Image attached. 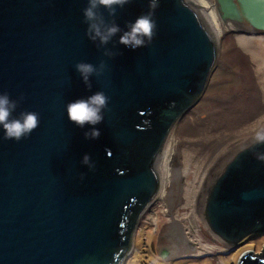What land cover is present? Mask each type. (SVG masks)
Returning <instances> with one entry per match:
<instances>
[{"label": "water", "instance_id": "water-1", "mask_svg": "<svg viewBox=\"0 0 264 264\" xmlns=\"http://www.w3.org/2000/svg\"><path fill=\"white\" fill-rule=\"evenodd\" d=\"M217 1L222 19L241 33L264 34V0ZM148 2L118 8L116 22L124 28ZM86 4L0 0V92L23 96L13 116L28 110L40 117L20 141L4 140L0 128V264H121L139 213L157 191L151 163L215 61L209 33L184 0H159L157 34L135 50L118 43L119 33L100 48L90 41ZM105 48L120 54L109 58ZM102 59L108 68L90 78L89 90L75 64L98 67ZM100 90L110 97L95 126L101 135L85 139L91 126L70 122L66 104ZM249 142L221 162L202 205L209 235L232 245L264 231V162L243 151ZM86 153L95 170L81 163ZM238 264H264V255L246 251Z\"/></svg>", "mask_w": 264, "mask_h": 264}, {"label": "bare ground", "instance_id": "bare-ground-1", "mask_svg": "<svg viewBox=\"0 0 264 264\" xmlns=\"http://www.w3.org/2000/svg\"><path fill=\"white\" fill-rule=\"evenodd\" d=\"M186 3L197 9L202 17L215 45V61L200 97L172 124L168 132L170 140L164 141L167 145H163L151 163L158 187L143 213L148 212L146 219L154 227V236L149 243L146 238L144 243L157 249H168L166 259L170 261L215 254L219 252L215 242L224 244L225 253L233 249L232 244L209 235L202 216V205L207 186L221 161L236 149L232 145V136L236 133L234 129L241 130V125L250 122L251 118L256 124L253 128L264 124V71L261 69L264 56L239 40L235 43L232 39L230 49L229 46L228 50L225 48L223 41L226 36L231 31L239 33L240 30L229 20L222 19L217 0H187ZM205 115L212 116L215 122L211 120L206 125L203 122ZM183 120H189L194 127L193 130L189 127L187 133L184 131V141L178 138ZM209 131H215L211 139ZM205 141L208 147H216L214 153L205 150ZM188 151H192L193 156L183 159L184 165L180 167L178 159L182 160ZM192 160L195 166L187 167ZM157 203L162 206L160 213L153 211L154 206L158 207ZM161 213L170 219L163 221Z\"/></svg>", "mask_w": 264, "mask_h": 264}, {"label": "clouds", "instance_id": "clouds-1", "mask_svg": "<svg viewBox=\"0 0 264 264\" xmlns=\"http://www.w3.org/2000/svg\"><path fill=\"white\" fill-rule=\"evenodd\" d=\"M131 0H87L82 9L84 23L87 25L85 35L98 48L107 45L118 33V43L130 49L147 47L152 44L157 34V22L153 18L155 10L159 7V0H149L148 11L128 21L124 28L116 22L118 8H123ZM101 9L106 10L107 17ZM117 54L105 48L104 55L112 58ZM108 65L105 60L99 61V66L91 62L78 61L75 69L79 73L82 82L87 89H92L91 77H101ZM12 99L7 92H0V128L3 130L4 140L20 141L26 139L39 126V113L35 111L22 110L17 116H13L20 100ZM110 97L104 91H95L87 97H80L66 104L68 120L80 128L91 126L84 132L85 139H98L101 135L96 125L104 121V112L108 109ZM264 145V126L255 127L251 130L250 142L244 146L243 151L251 150L255 158L264 162V151H257V147ZM89 170H95V162L89 154H84L81 160ZM84 179V174H80Z\"/></svg>", "mask_w": 264, "mask_h": 264}, {"label": "rangeland", "instance_id": "rangeland-1", "mask_svg": "<svg viewBox=\"0 0 264 264\" xmlns=\"http://www.w3.org/2000/svg\"><path fill=\"white\" fill-rule=\"evenodd\" d=\"M185 2H187V0ZM187 4L189 6H191L189 3H187ZM191 7L196 12V14L198 15L201 22L203 23L202 17L198 14L197 9H195L193 6H191ZM203 25H204V23H203ZM204 27L206 28L205 25H204ZM237 29H239V27ZM232 39L235 41V43L238 42V40H239L240 42H242V44L244 46L248 47L249 49H252L258 55L264 56V35L253 36V35L244 34L241 32L237 33L236 31L235 32L231 31L230 35H227L225 40L223 41L226 49H227V46H229L228 49H230V44L232 42ZM261 64H262L261 69L264 71V60H263V62H261ZM205 110H208V109H205ZM205 117H206V119H204L203 122L206 125L209 124L211 120H212V122H215V120L213 119L212 116L205 115ZM251 120H252V122H251ZM251 120H250V122L252 123V125L250 124V122H248L245 125H241V127H240L241 130L237 131L236 129H234V131L236 132L232 136L233 137L232 138V141H233L232 145L234 148H237L240 144H242L251 135V130L253 129V125H256V124H253L254 119L251 118ZM183 123L184 124L182 125V128L178 133V136H179L178 138L182 141H184V139H185L184 138L185 135H183L184 131H185V133H187V130L189 129V127L191 130L194 129V127H192L191 124L189 123V120L184 121ZM214 132L215 131H212V132L209 131L208 132V137L210 136V139L212 137V133H214ZM169 133H168L165 141L170 140V137H168ZM206 141L204 142V145H203L205 150L214 153L216 150V147H210V146L208 147L206 144ZM165 143H166L165 145L163 144L164 146L167 145V142H165ZM191 155L193 156V152L188 151L187 155L184 156L182 158V160H181V158H179L178 159V161H180L179 166L181 167L182 165H184L183 159L186 160V159H188V156H191ZM194 156H196V155H194ZM192 165L195 166V163L193 160L191 161V165H186V166L192 167ZM148 203L143 207V209L139 213V216L137 218V221L135 223V226H134L133 231H132L131 236H130V247L126 251L125 259L123 257L121 264H238V260H239L240 256L246 251H252L253 254H256L259 256L264 255V231H257V232H252V233L244 235L242 238H240L238 241H236L233 244V249L231 251L226 252V253L224 252V247H223L224 244L223 243H221V244H219L218 242L214 243V241L211 238H209L218 247L219 252H216L215 254L214 253L213 254L208 253V254H205L202 256L196 255L195 258L191 257V258H185V259H180V260H176V261H170L164 257L162 258L161 256H158L156 253L151 252V250H150L151 248H150L149 244L144 243V240L146 238H147V242L149 243V241L154 236V234L152 235V230L154 229V227L151 226L149 224L148 220L146 219L148 212L145 215L143 213V210L148 205ZM157 205H158V207L154 206L155 209L153 211L156 213H158V212L160 213L162 206L160 203H157ZM164 209L165 208H163V211H164ZM141 213H143V214H141ZM142 215H144V216H142ZM166 216H167V214H166ZM161 218L164 219L163 221L170 219L168 216L166 219V217L163 216L162 213H161ZM157 229L159 231L162 230L159 228H157ZM204 233H207V232H204ZM213 243H210V244L212 246H214ZM132 244H133L134 248H132V251H130Z\"/></svg>", "mask_w": 264, "mask_h": 264}, {"label": "flooded vegetation", "instance_id": "flooded-vegetation-1", "mask_svg": "<svg viewBox=\"0 0 264 264\" xmlns=\"http://www.w3.org/2000/svg\"><path fill=\"white\" fill-rule=\"evenodd\" d=\"M159 247V246H158ZM132 248H134V246H133V244L131 245V248H130V251H132ZM150 250H151V252H153V253H156L158 256H160V254H161V252H163V251H165V252H167V254H169V252H168V249H163V247L162 248H155V247H153V246H150ZM162 257V256H161ZM163 258V257H162ZM164 258H168V255L166 256V257H164Z\"/></svg>", "mask_w": 264, "mask_h": 264}]
</instances>
